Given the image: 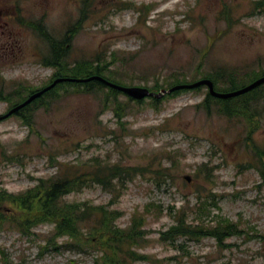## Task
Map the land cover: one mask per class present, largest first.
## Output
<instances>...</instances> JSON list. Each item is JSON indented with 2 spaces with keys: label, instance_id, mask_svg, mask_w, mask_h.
Wrapping results in <instances>:
<instances>
[{
  "label": "rangeland",
  "instance_id": "1",
  "mask_svg": "<svg viewBox=\"0 0 264 264\" xmlns=\"http://www.w3.org/2000/svg\"><path fill=\"white\" fill-rule=\"evenodd\" d=\"M35 24L57 46L66 38L62 63L101 54L110 62L105 74L124 86L158 83L166 89L175 81L221 75L215 87L222 91L230 86L229 72L235 89L264 72V0H0L3 95L18 91L28 97V89L51 81L54 68L43 64L51 60V49ZM63 89L59 97L44 98L46 108L32 109L30 125L12 114L0 120V190L17 194L39 178L53 177L62 165L79 164L84 171L96 158L102 165L137 170L116 183L120 195L110 204L122 212L116 221L121 227L143 214L147 240L137 253L144 258L133 264H264V180L257 169L263 101L252 103L262 116L248 120V109L227 116L214 101L207 111L205 86L164 95L157 108L149 98L137 103L118 94L126 110L118 122L103 107L106 89ZM9 107L0 100V115ZM64 200L107 205L111 194L90 183ZM199 200L207 201L210 214L197 220L189 210ZM11 208L1 203L4 218ZM183 212L188 223L205 226L230 220L238 233L222 244L210 236L160 242V232ZM7 222L0 227V264H94L95 252L41 250L50 224L23 235ZM63 240L56 238L59 246Z\"/></svg>",
  "mask_w": 264,
  "mask_h": 264
},
{
  "label": "trees",
  "instance_id": "2",
  "mask_svg": "<svg viewBox=\"0 0 264 264\" xmlns=\"http://www.w3.org/2000/svg\"><path fill=\"white\" fill-rule=\"evenodd\" d=\"M31 27L39 31L41 35L44 36V39L49 42L48 44L51 49L49 57H51V60L43 59L44 65H49L54 68L49 83L56 78H86L90 76H100L113 83L122 85L121 81L114 80L105 74L110 62H107L103 55L96 54L93 58L75 61L70 65L62 63L61 59H65L66 56V50L64 49L66 38L63 37V40L59 43L60 46H57L58 43L52 42L48 34L41 29L40 24L31 25ZM69 33L70 31H68V34ZM261 74L264 75V72ZM226 76L225 82L230 86L222 90L224 92L235 89L233 75L229 72ZM220 77L221 75L210 79L217 91H221L215 87ZM176 84L184 83L175 81L172 82L170 86ZM68 85L80 88L82 92L86 93L98 92L101 89H106L102 100L103 107L111 108L113 117H115L118 122H120L126 114L124 106L117 99L118 94H122L129 100L136 101L137 103H141L143 100L132 99L123 92L110 88L96 79L81 82L61 81L57 82L40 97L15 111L12 115L18 117L25 125H30L32 109L38 108L39 106H44L46 108L47 104L44 102V98L47 96H55L54 94L59 97L57 91L59 89L64 91L63 88ZM263 86L264 83L246 93L227 99L214 98L207 92L203 105L206 110L209 111L210 102L214 101L218 104L217 111L227 116H230V114H242L248 109L250 114L247 119L250 120L254 115L262 116L260 112H256V107L252 104L253 102L257 103L263 101L260 109L264 112V91H261L263 90L261 89ZM162 87V84L154 83L148 89L157 92L163 89ZM199 87L201 86L193 89ZM184 90L189 89L175 90L166 95L171 97L177 94V92ZM29 92L32 93L33 91L28 89L26 94ZM15 96L16 103L13 104L12 97ZM26 97L25 95L21 96L18 91L3 95L0 90V100L10 104L8 110L12 106L22 102ZM147 98L151 99L150 105L153 108L158 107V99L154 97ZM247 123V126H249V121H247ZM257 156L260 164H258L257 169L264 180V145L261 150H258ZM169 160H172L171 156ZM131 171L135 173L137 170L128 171L117 164L102 165L100 161L95 158V164L91 168L88 167V170L82 171V165L79 164L62 165L57 174L53 177L50 176L46 179L39 178L35 185L17 194H11L4 190H0V227L2 221L6 220L8 221L7 223L12 225L14 229L18 230L21 234L30 235L33 233L32 228L40 224H50L52 225V233L45 240V244L41 246V250L52 248L54 251H57L60 247L66 246L67 249L75 251L95 252L96 256L93 258L94 264H133L144 258L137 253V249L142 246L143 241L147 240L145 236L146 231L143 229V214L138 213L131 216L129 223L121 227L116 221L120 218L122 212L110 208V204L120 195L121 187L116 183L128 177ZM162 175L163 174H158L157 176L159 177ZM90 183L100 184L102 188L106 189L111 194V201L107 205H94L88 202H70L64 200L66 195L79 192ZM4 202L12 206V213L6 214L9 215L8 218L2 216L5 213H3L1 209V203ZM208 207L207 201L199 200L197 206H193L191 208L192 210L190 209L189 211L195 214L197 220L205 219L210 214V209ZM174 219L175 221L173 224L166 230L160 232L158 239L160 242L174 241L180 236L194 241L202 237L210 236L214 238L218 244H222V241L226 237L238 233L236 224L227 219H221L213 225L206 226L203 225L201 221L200 223H188L184 212L180 216H175ZM57 237L65 239L60 246L56 242Z\"/></svg>",
  "mask_w": 264,
  "mask_h": 264
},
{
  "label": "water",
  "instance_id": "3",
  "mask_svg": "<svg viewBox=\"0 0 264 264\" xmlns=\"http://www.w3.org/2000/svg\"><path fill=\"white\" fill-rule=\"evenodd\" d=\"M91 79H96V80L104 83L105 85L109 86L110 88H113V89H116L120 92H123L124 94H126L127 96H129L130 98L135 99V100H142V99L147 98V97H154L156 99H159L160 97H162L166 94H169L175 90L192 89V88H195L198 86H205L208 94L214 98L227 99V98L235 97V96L241 95L243 93H246V92H248V91L254 89L255 87L264 83V75H261V76L255 78L253 81L249 82L248 84H246V85H244L238 89L223 92V91L215 90L214 84L210 79L203 78V79H199V80H196L194 82H191V83L176 84V85L170 86L169 88H166V89L163 88V89L159 90L158 92H154V91H150L148 88L142 87V86H124V85L116 84V83H113L109 80H106L105 78L100 77V76H90V77H86V78H70V77L69 78L68 77L56 78L50 84L42 87L41 89H39L37 91L32 92L22 102L16 104L12 108H10L6 113L0 115V120L8 117L9 115L13 114L18 109L29 104L31 101H33L34 99L38 98L43 93H45L46 91L51 89L57 82H61V81L81 82V81H88ZM183 178L187 182L190 181V178L187 175H185Z\"/></svg>",
  "mask_w": 264,
  "mask_h": 264
}]
</instances>
